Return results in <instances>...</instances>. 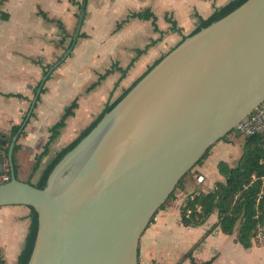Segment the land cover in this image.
Wrapping results in <instances>:
<instances>
[{"label": "water", "instance_id": "water-1", "mask_svg": "<svg viewBox=\"0 0 264 264\" xmlns=\"http://www.w3.org/2000/svg\"><path fill=\"white\" fill-rule=\"evenodd\" d=\"M263 101L264 0H247L154 65L63 156L45 188L19 180L12 164L0 206L38 213L28 264H139L142 234L184 175Z\"/></svg>", "mask_w": 264, "mask_h": 264}, {"label": "crops", "instance_id": "crops-1", "mask_svg": "<svg viewBox=\"0 0 264 264\" xmlns=\"http://www.w3.org/2000/svg\"><path fill=\"white\" fill-rule=\"evenodd\" d=\"M230 1L87 0L83 24L73 45L84 0H6L0 7V173H11L13 164L19 180L37 183L55 153L73 142L107 104L121 97L190 35L200 24L199 17L208 18ZM148 9L155 21L131 16ZM172 21L181 33L173 31ZM72 45L65 60L45 79ZM139 50L143 52L139 54ZM128 67L123 76L122 70ZM75 99L78 107L74 115L66 119L34 173L37 156L52 135L51 127ZM237 134L238 139L228 137L216 143L208 158L184 178L157 212L141 236L139 264H192L190 251L198 262L214 258L212 264H232L234 258L226 249L236 248V244L247 251L243 255L245 263L264 264V237L260 245L244 248L235 242V235L215 227L217 212L200 226L181 222L180 208L187 195L212 190L223 180L218 170L220 161L231 166L238 163L241 137L245 136ZM200 175L203 182L197 180ZM30 215L25 205L0 206V264H17L26 245Z\"/></svg>", "mask_w": 264, "mask_h": 264}, {"label": "trees", "instance_id": "trees-1", "mask_svg": "<svg viewBox=\"0 0 264 264\" xmlns=\"http://www.w3.org/2000/svg\"><path fill=\"white\" fill-rule=\"evenodd\" d=\"M5 1L6 0H2L0 7ZM246 1L247 0H232L225 6L217 8L208 18L199 17L200 24L190 35L184 36L181 42L187 37L209 26L211 23L226 16ZM42 15L46 17L45 13H42ZM131 16L145 19L153 18L154 21L156 20L154 13H152L150 9L143 12L132 13ZM172 23L173 31L181 33V28L177 27L175 22L172 21ZM60 25L61 28H63L62 24ZM142 52V50L138 51L139 54ZM132 64L133 63H131V65ZM131 65H129V67ZM129 67L122 70L123 76L126 75ZM48 68L49 67H47V69ZM152 68L153 66L149 68L147 72ZM46 71L47 70H45V72ZM110 72L111 71H108L107 74ZM141 78H139L116 101L107 104L101 115L85 128L73 142L56 152L42 170L37 183L32 184L41 189L45 188L51 172L63 156L73 149L97 125L104 114L110 111ZM95 86L96 84L90 87L88 91L92 90ZM44 91L45 89H43V92ZM77 107L78 102L77 99H75L71 105L65 109L62 118L51 127L52 135L49 142L45 145L44 151L37 156V164L33 170L34 173L39 170L43 158L49 154L50 144L59 136L61 129L66 125V119L74 115V110ZM232 132L234 131H231L220 141L226 140ZM212 148L213 147L206 152L195 166L200 165L208 158ZM14 149L16 150V147ZM218 170L223 180L216 182L212 190L195 191L187 195L180 208L181 222L185 226H200L204 224L213 213L217 212L218 223L215 227H220L224 234L235 235V242L241 244L246 249L253 247L254 244L260 245L262 243L261 239L264 237V138L260 135L245 136L242 154L238 163L231 166L228 162L222 160L218 163ZM190 172L191 171L187 172L181 179L179 187ZM7 173L10 175L11 180V173L9 171ZM174 192L171 194L170 198L173 196ZM29 208L31 210L29 233L27 235L26 245L19 255L17 264H28L37 237L38 213L33 207L30 206ZM213 228L207 232L206 236L213 232ZM260 229L261 235H259ZM188 257H190L192 264H212L214 261V258H211L206 261L198 262L192 256V251L188 253Z\"/></svg>", "mask_w": 264, "mask_h": 264}, {"label": "built area", "instance_id": "built-area-1", "mask_svg": "<svg viewBox=\"0 0 264 264\" xmlns=\"http://www.w3.org/2000/svg\"><path fill=\"white\" fill-rule=\"evenodd\" d=\"M235 131L244 136L260 135L264 138V101L248 118L239 123ZM197 180L198 182H203L204 176H198ZM8 181H10V175L8 173H0V184ZM259 235H261V229L259 230Z\"/></svg>", "mask_w": 264, "mask_h": 264}, {"label": "rangeland", "instance_id": "rangeland-1", "mask_svg": "<svg viewBox=\"0 0 264 264\" xmlns=\"http://www.w3.org/2000/svg\"><path fill=\"white\" fill-rule=\"evenodd\" d=\"M230 139L234 138V139H238L239 135L237 134V132L234 130V132H232L229 136ZM242 138V142L244 143L245 141V137H241ZM217 144H215L216 146ZM237 155H239V153L235 154V157H237ZM196 166H194L190 171L189 174H193L194 173V169ZM188 174V175H189ZM226 251L229 253V255L234 258V260L232 261V264H249L248 262L245 263L243 255L244 253H246L247 251L245 249H243L242 247L238 246L236 244V248H228L226 249Z\"/></svg>", "mask_w": 264, "mask_h": 264}]
</instances>
